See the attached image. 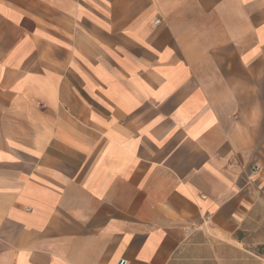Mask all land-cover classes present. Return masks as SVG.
Instances as JSON below:
<instances>
[{"label": "crops", "instance_id": "crops-1", "mask_svg": "<svg viewBox=\"0 0 264 264\" xmlns=\"http://www.w3.org/2000/svg\"><path fill=\"white\" fill-rule=\"evenodd\" d=\"M0 264H264V0H0Z\"/></svg>", "mask_w": 264, "mask_h": 264}, {"label": "built area", "instance_id": "built-area-1", "mask_svg": "<svg viewBox=\"0 0 264 264\" xmlns=\"http://www.w3.org/2000/svg\"><path fill=\"white\" fill-rule=\"evenodd\" d=\"M155 22H158V20H156Z\"/></svg>", "mask_w": 264, "mask_h": 264}]
</instances>
